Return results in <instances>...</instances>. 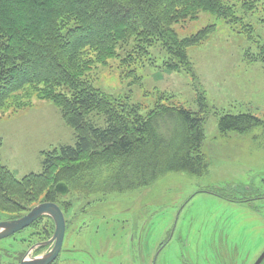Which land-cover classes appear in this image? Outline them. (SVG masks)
I'll list each match as a JSON object with an SVG mask.
<instances>
[{
    "label": "trees",
    "instance_id": "trees-1",
    "mask_svg": "<svg viewBox=\"0 0 264 264\" xmlns=\"http://www.w3.org/2000/svg\"><path fill=\"white\" fill-rule=\"evenodd\" d=\"M254 6L242 4L245 11ZM201 13L229 24L243 21L227 0H0V111L30 90L53 103L74 132V145L43 153L38 173L18 179L0 162L1 218L21 217L42 202L57 204L66 218L72 195L89 205L95 195L147 188L171 173L201 177L208 172L203 96L198 112L157 103L144 116L137 106L94 88L88 77L93 65L105 64L119 51L129 63L156 44L170 60L168 70L192 73L187 49L206 40L215 25L185 38L174 26ZM261 52L251 60L264 64ZM258 126L264 121L249 113L219 120L223 134ZM58 183L68 187V198L55 191Z\"/></svg>",
    "mask_w": 264,
    "mask_h": 264
},
{
    "label": "rangeland",
    "instance_id": "rangeland-1",
    "mask_svg": "<svg viewBox=\"0 0 264 264\" xmlns=\"http://www.w3.org/2000/svg\"><path fill=\"white\" fill-rule=\"evenodd\" d=\"M227 1L235 6L236 16L242 18V22L229 24L224 19L201 13L195 20L174 26L177 35L185 38L208 25H215V31L206 40L187 49L192 73L184 69L168 70L170 60L157 44L135 61L122 62L125 52L119 51L118 57L91 67L88 77L94 88L137 106L144 116L157 103L182 105L198 112L201 109L199 96H203L206 107L201 112L204 118L202 152L208 172L201 177L171 173L147 188L95 195L89 205V202L76 201L75 195L70 196L71 210L65 218L63 241L66 251L61 254L60 264H104L103 252L129 248L131 219L138 208L152 199L158 206L177 205L201 187L231 184L237 189L235 199L238 200L257 193L252 195L258 197L252 199L257 201L253 205L259 206V213L264 217V126L246 133L228 131L223 134L219 129V120L224 114L249 113L264 121V64L250 57L264 50V0ZM244 2H254L255 6L245 11ZM244 25L251 31L245 30ZM16 99L19 102L13 105L23 104L21 107L9 104L0 111V159L21 179L41 171L43 153L61 145H74V132L53 103L38 99L30 90L18 94ZM253 186L259 189L253 190ZM206 197L209 196L195 197L191 213L199 215L209 210ZM96 203L98 205L92 206ZM92 207L100 208L102 213H88ZM242 213L248 215L245 211ZM249 213L253 218L258 217L254 209ZM53 228L47 218L13 239L0 241V264L12 262L16 250L24 253L43 236H50ZM70 254L73 258L68 261Z\"/></svg>",
    "mask_w": 264,
    "mask_h": 264
},
{
    "label": "flooded vegetation",
    "instance_id": "flooded-vegetation-1",
    "mask_svg": "<svg viewBox=\"0 0 264 264\" xmlns=\"http://www.w3.org/2000/svg\"><path fill=\"white\" fill-rule=\"evenodd\" d=\"M251 188L259 189L256 186ZM236 190L231 184L201 187L177 205L158 206L152 199L149 204L138 208L131 219L132 235L127 242L129 248H117L111 252L105 250L101 255V258H105L104 264H264V217L259 213V206L253 205L257 201L252 200L258 198L252 196L257 193L238 200L235 199L238 194ZM200 194L209 196L206 197L209 201L205 202L209 210L198 215L191 213V209L192 201ZM238 196L242 198L241 194ZM245 207H248L247 211L243 210ZM250 209H254L258 217L253 218ZM88 213L94 215L102 211L92 207ZM45 219L47 217H42L36 222ZM5 220L10 219L0 217V222ZM16 234L0 241L13 239ZM52 234L43 236L30 248L48 241ZM50 249L51 245L38 246L29 257L43 256ZM28 250L24 253L16 250L12 262L8 264H17ZM63 251L66 249L62 246L59 255L50 264H60ZM69 256L68 261H71L73 256Z\"/></svg>",
    "mask_w": 264,
    "mask_h": 264
},
{
    "label": "water",
    "instance_id": "water-1",
    "mask_svg": "<svg viewBox=\"0 0 264 264\" xmlns=\"http://www.w3.org/2000/svg\"><path fill=\"white\" fill-rule=\"evenodd\" d=\"M55 191L65 197L68 195V187L64 183H58ZM42 217L49 218L54 225V231L51 238L40 244L32 246L26 256L17 264H50L59 255L66 232V221L63 212L59 206L52 202H42L32 207L21 217L0 222V240L6 239L16 233L23 231ZM51 249L43 256L30 258L29 254L38 246H49Z\"/></svg>",
    "mask_w": 264,
    "mask_h": 264
},
{
    "label": "crops",
    "instance_id": "crops-1",
    "mask_svg": "<svg viewBox=\"0 0 264 264\" xmlns=\"http://www.w3.org/2000/svg\"><path fill=\"white\" fill-rule=\"evenodd\" d=\"M0 162H1V159H0ZM7 167V166H6ZM8 168V167H7ZM9 169V168H8ZM11 171V170H10ZM12 172V171H11ZM13 173V172H12Z\"/></svg>",
    "mask_w": 264,
    "mask_h": 264
}]
</instances>
